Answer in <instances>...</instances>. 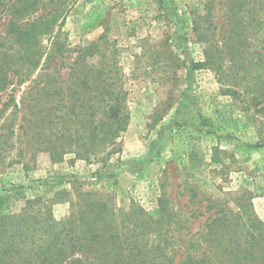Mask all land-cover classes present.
I'll list each match as a JSON object with an SVG mask.
<instances>
[{"label":"rangeland","instance_id":"1","mask_svg":"<svg viewBox=\"0 0 264 264\" xmlns=\"http://www.w3.org/2000/svg\"><path fill=\"white\" fill-rule=\"evenodd\" d=\"M10 1L0 0V50L12 51ZM14 1L31 4L16 25L43 14L70 47L99 43L88 59L114 63L128 118L97 157L31 149L0 163L6 260L92 224L99 205L97 230H136L148 250L168 238L170 254L202 251L208 230H221L212 217L264 221V0ZM26 83L10 85L16 100Z\"/></svg>","mask_w":264,"mask_h":264},{"label":"trees","instance_id":"2","mask_svg":"<svg viewBox=\"0 0 264 264\" xmlns=\"http://www.w3.org/2000/svg\"><path fill=\"white\" fill-rule=\"evenodd\" d=\"M9 3L6 10L12 14L6 34L18 46L0 50V99L10 89L0 104V163L9 157L21 159L31 149L33 153L47 151L54 159L71 150L77 156L97 157V148L114 143L127 125V92L112 71L114 63L88 59L98 55L97 42L70 47L60 37L62 23L57 18L39 14L23 27L16 25L31 4ZM45 35L47 43L41 40ZM69 53L74 55L68 58ZM59 67L67 68L65 78L58 73ZM25 82L16 100L15 86ZM13 151L16 154L11 156ZM98 208L101 212V205ZM94 221L50 233L39 246L13 261L4 258L13 246H4L0 264H264V221L255 217L241 224L232 218L212 217L210 222L221 230H208L202 251L178 249L171 254L166 250L168 238L163 247L148 250L136 239V230H97Z\"/></svg>","mask_w":264,"mask_h":264}]
</instances>
